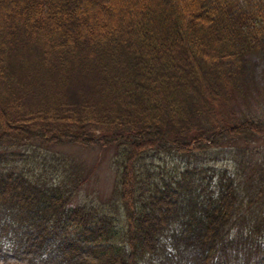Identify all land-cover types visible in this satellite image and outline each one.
<instances>
[{"label": "trees", "instance_id": "1", "mask_svg": "<svg viewBox=\"0 0 264 264\" xmlns=\"http://www.w3.org/2000/svg\"><path fill=\"white\" fill-rule=\"evenodd\" d=\"M252 56L264 0H0V264H264ZM70 144L109 197L74 202Z\"/></svg>", "mask_w": 264, "mask_h": 264}, {"label": "rangeland", "instance_id": "2", "mask_svg": "<svg viewBox=\"0 0 264 264\" xmlns=\"http://www.w3.org/2000/svg\"><path fill=\"white\" fill-rule=\"evenodd\" d=\"M249 61L250 77L246 82L247 86L243 95L237 99L236 109L246 113L261 115L260 109L264 107V56H252ZM75 87L86 89V87L78 85H75ZM255 145L258 146L259 144ZM60 151L73 157L84 168L94 166L91 180L79 190V195L74 199V202H92L104 200L110 196L115 180V169L112 161L113 151L110 148L102 149L98 146L84 147L70 144L60 147ZM228 154L225 151L217 153L215 165L227 164V161H229Z\"/></svg>", "mask_w": 264, "mask_h": 264}]
</instances>
